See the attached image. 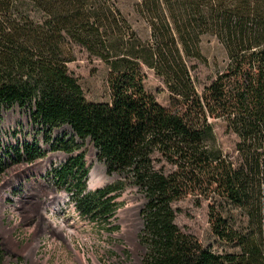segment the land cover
Instances as JSON below:
<instances>
[{"label": "trees", "instance_id": "16d2710c", "mask_svg": "<svg viewBox=\"0 0 264 264\" xmlns=\"http://www.w3.org/2000/svg\"><path fill=\"white\" fill-rule=\"evenodd\" d=\"M118 1L0 0V110L27 111L51 151L71 155L89 140L107 174L143 194L141 264H264V0H139L146 39ZM203 36L225 62L199 91L191 62L208 65ZM75 47L108 66L109 102L87 101L68 72ZM145 69L161 79L169 108L146 90ZM213 121L236 138L232 154L218 145ZM63 125L72 136L52 140ZM5 154L28 164L45 156L37 144ZM5 168L0 159V174ZM50 174L74 182L79 215L117 229L114 201L125 183L85 193L83 153ZM187 197L208 201L213 235L235 252L203 247L176 225L173 205Z\"/></svg>", "mask_w": 264, "mask_h": 264}, {"label": "rangeland", "instance_id": "374dc122", "mask_svg": "<svg viewBox=\"0 0 264 264\" xmlns=\"http://www.w3.org/2000/svg\"><path fill=\"white\" fill-rule=\"evenodd\" d=\"M139 0H119L118 6L142 39L148 37L147 25L134 13ZM201 52L208 65L192 61L193 74L198 79V90L209 85L216 68L225 62L222 47L211 36L201 39ZM73 62L67 64L68 72L77 80L84 96L90 102H109L107 83L108 66L83 50L74 48ZM146 90L163 107H170V95L160 78L145 69ZM213 131L218 145L225 154H232L236 138L224 133V125L213 121ZM72 136L71 129L63 125L51 134V139ZM37 144L45 156L28 164L12 162L5 151L8 147ZM84 155L88 174L85 193L103 189L119 182L124 189L117 194L116 213L111 229L102 219L82 217L76 211L73 198L77 194L73 181L58 184L50 174L52 168L63 165L70 157ZM0 159L5 171L0 174V264H141L145 248L139 240L143 229L141 211L146 200L123 176L107 174L105 165L97 159V151L89 140L79 152L67 155L51 151L40 126H35L25 110L16 107L0 110ZM94 172L97 185L89 189L90 174ZM176 225L192 234L203 247L217 252H235L236 249L219 241L212 233L208 216V201L195 205L187 197L173 205ZM234 211L237 221L242 217ZM243 220V219H242Z\"/></svg>", "mask_w": 264, "mask_h": 264}, {"label": "bare ground", "instance_id": "6f19581e", "mask_svg": "<svg viewBox=\"0 0 264 264\" xmlns=\"http://www.w3.org/2000/svg\"><path fill=\"white\" fill-rule=\"evenodd\" d=\"M96 185H97V178H96L94 172H92V173L90 174L89 189H93V188H95Z\"/></svg>", "mask_w": 264, "mask_h": 264}]
</instances>
